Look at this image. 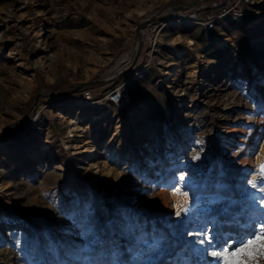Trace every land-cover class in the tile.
<instances>
[{
	"label": "rangeland",
	"instance_id": "1",
	"mask_svg": "<svg viewBox=\"0 0 264 264\" xmlns=\"http://www.w3.org/2000/svg\"><path fill=\"white\" fill-rule=\"evenodd\" d=\"M167 13L103 81L129 66L136 25ZM261 164L264 0H0V264H211L171 227L187 219L171 180L199 198L194 223L234 236Z\"/></svg>",
	"mask_w": 264,
	"mask_h": 264
},
{
	"label": "snow or ice",
	"instance_id": "2",
	"mask_svg": "<svg viewBox=\"0 0 264 264\" xmlns=\"http://www.w3.org/2000/svg\"><path fill=\"white\" fill-rule=\"evenodd\" d=\"M193 159L199 160V154ZM246 183L250 189L246 190L245 195L253 214L251 221L241 233L220 236L215 232L210 234L207 223H194L190 214L194 208H198L199 198L190 196L191 185L186 175L181 172L171 180V195L181 197L173 205L175 216L181 217L183 214L187 218L171 227L176 228L179 235L192 237L187 241L189 249L210 258L211 264H264V164L252 170ZM221 203V200L213 201L214 205Z\"/></svg>",
	"mask_w": 264,
	"mask_h": 264
},
{
	"label": "water",
	"instance_id": "3",
	"mask_svg": "<svg viewBox=\"0 0 264 264\" xmlns=\"http://www.w3.org/2000/svg\"><path fill=\"white\" fill-rule=\"evenodd\" d=\"M178 4H182L181 2H177ZM198 2H194L192 3L191 5H187L185 8L188 9L189 7L193 6V5H197ZM168 14V13H167ZM167 14L165 15H162V16H151V17H147L143 20H141V22H139L137 25H136V28H135V46H134V53H133V57H132V60L129 64L128 67H125L123 68L122 70L120 71H117L116 73L110 75L108 78L104 79L103 81H107V80H116L119 76L127 73L135 64L136 60H137V57L139 56V54L141 53V51L143 50V45L144 43L146 42V37L144 36V33H143V27L146 25V24H153L161 19H163ZM89 83H82V84H79L77 86H75L73 89L67 91V92H60V93H54V95H67V94H73V93H77L78 91H80V89L82 87H84L85 85H87ZM27 118V115L24 116V119Z\"/></svg>",
	"mask_w": 264,
	"mask_h": 264
},
{
	"label": "built area",
	"instance_id": "4",
	"mask_svg": "<svg viewBox=\"0 0 264 264\" xmlns=\"http://www.w3.org/2000/svg\"><path fill=\"white\" fill-rule=\"evenodd\" d=\"M240 1V0H239ZM244 2H249V0H242ZM181 14V13H180ZM178 14L176 17L178 19H181V15ZM186 18L187 15L184 14ZM191 17V16H190ZM175 18V15H169L167 14L163 19H168V23H170L171 19ZM215 22V18L213 16H209L204 22H203V27L205 30H210ZM155 25L156 29L161 28L162 26H165V24H159V21L153 23ZM167 24V23H166ZM145 36V35H144ZM82 95L84 98H91L90 95V91L87 89H83L82 90ZM108 100L114 105V107L118 110V111H122L126 108V106L129 104L130 102V97H129V92L127 89V86L125 83H122L120 85H118L116 87V89L110 91L107 95ZM79 102H83L82 100H79Z\"/></svg>",
	"mask_w": 264,
	"mask_h": 264
},
{
	"label": "bare ground",
	"instance_id": "5",
	"mask_svg": "<svg viewBox=\"0 0 264 264\" xmlns=\"http://www.w3.org/2000/svg\"><path fill=\"white\" fill-rule=\"evenodd\" d=\"M181 19L180 20H178V21H174V22H172L173 24H183V23H186L187 22V19L188 18H186L185 17V15L184 14H181ZM190 22V21H189ZM146 27L143 29V33L144 34H146V38H149L155 31H156V28H155V25L153 24V25H145ZM179 53V52H178ZM74 106H75V104H64V105H62V108H64V109H66V110H69V109H72V108H74ZM76 122H77V120L75 119V118H72V119H70V121L66 124V128L67 129H69V131L73 128V126L74 125H76ZM75 127H79L78 125L77 126H75ZM74 127V128H75ZM90 154H88V156L86 157V159L88 160V161H94L95 159H96V157L93 155V153H94V150H92L91 152H89ZM34 154V156L37 154V152H34L33 153ZM92 163V162H91ZM91 166H94V164H91ZM190 196H192V195H190ZM181 197L180 196H178V198H177V200L178 199H180ZM194 199L195 198H197V197H193Z\"/></svg>",
	"mask_w": 264,
	"mask_h": 264
},
{
	"label": "trees",
	"instance_id": "6",
	"mask_svg": "<svg viewBox=\"0 0 264 264\" xmlns=\"http://www.w3.org/2000/svg\"><path fill=\"white\" fill-rule=\"evenodd\" d=\"M233 208L237 210L238 209V206L235 205V206H233ZM172 246L173 245L169 244L168 252L173 254ZM158 262H159L158 264L162 263L163 262V259H160Z\"/></svg>",
	"mask_w": 264,
	"mask_h": 264
}]
</instances>
